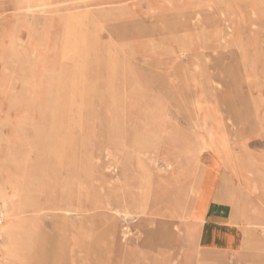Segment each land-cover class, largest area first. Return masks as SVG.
Wrapping results in <instances>:
<instances>
[{
	"label": "rangeland",
	"instance_id": "1",
	"mask_svg": "<svg viewBox=\"0 0 264 264\" xmlns=\"http://www.w3.org/2000/svg\"><path fill=\"white\" fill-rule=\"evenodd\" d=\"M243 136L263 204L264 0H0V264L264 260L263 233L204 256L187 232L210 200L236 209L195 161L226 185Z\"/></svg>",
	"mask_w": 264,
	"mask_h": 264
},
{
	"label": "crops",
	"instance_id": "2",
	"mask_svg": "<svg viewBox=\"0 0 264 264\" xmlns=\"http://www.w3.org/2000/svg\"><path fill=\"white\" fill-rule=\"evenodd\" d=\"M248 139V136H243L242 140L239 141V150L235 151L233 149V157L236 160L238 167L240 166V168L238 170V175L234 177L232 176L230 182L226 185L224 184L222 178L224 174L228 175L229 172L228 170H225L218 161H214L211 154L204 164L202 163V160L199 159V161H197L196 158L195 165H209L211 173L215 178V189L217 192H219V194L224 190H230L234 192V205L236 208L234 210V206L232 205V203H228L222 200H210L207 203L204 212L203 222L200 223L197 227L191 226V230L189 231L187 230V226L183 222L175 218L176 221L181 224V226L185 228V230H187L188 234L193 235L194 241L196 243V253L200 252L204 256L208 253H211L205 246L206 242H208L211 237H216L217 241L222 243L224 239H226L225 236L229 234L234 236L236 243H239L243 238L244 229H247L251 234L249 238L253 242L261 243L258 241L259 233L264 234V232L259 228H255L254 224H264V203L260 204L257 202H252L249 198L250 196L246 194V191L256 189L252 186L253 181L251 180V174H255V172L260 173V171L255 170V167H252L248 164V159L250 157H255L252 156V153L249 150L250 148L246 145V143H248ZM256 159L261 161V159L259 158ZM188 165L190 166L189 163ZM182 189H184V187ZM163 200H165V202H163L164 207L172 204L171 202L169 203L165 198ZM169 200L171 201L170 198ZM232 212L234 213V215L231 217ZM232 251L233 250L229 248H221L219 251L217 250L218 256H216L214 260L221 264H233L234 262L245 264V259L241 257L243 256L242 249H240L238 254ZM249 254H256L264 257V250L249 252ZM252 264H264V260H258Z\"/></svg>",
	"mask_w": 264,
	"mask_h": 264
},
{
	"label": "bare ground",
	"instance_id": "3",
	"mask_svg": "<svg viewBox=\"0 0 264 264\" xmlns=\"http://www.w3.org/2000/svg\"><path fill=\"white\" fill-rule=\"evenodd\" d=\"M208 140V139H207ZM211 147V146H210ZM209 149V148H208ZM212 153V152H211ZM108 155V154H107ZM208 166V165H207ZM207 166H205V167H207ZM203 169H204V167H203ZM128 171H129V169H128ZM199 173V172H198ZM133 174H134V172H133ZM126 175V174H125ZM205 176V175H204ZM131 177V176H130ZM198 177V176H197ZM202 177V176H201ZM207 177V176H206ZM198 180H200V178L198 179ZM130 182V181H129ZM125 183V182H124ZM131 183H133V182H131ZM202 183V182H201ZM144 182L142 181V184H140L141 185V193H139L138 195H140V198L137 200V199H135V198H132V205H134V208H133V211L132 210H130L127 206V204L128 203H126V202H124V204L120 207L121 208V212L125 215V216H128L129 214H132V213H138V212H141L142 210H141V208L139 207L140 205H142L143 203H145L146 202V199H145V195H144V192H145V189H144ZM208 184V183H207ZM134 186V185H133ZM198 187L200 186V185H197ZM203 187V186H202ZM132 188V187H131ZM207 188V187H206ZM125 189V188H124ZM139 189V188H138ZM73 190V189H72ZM83 190V189H82ZM200 190H201V188H200ZM202 191V190H201ZM204 191V190H203ZM72 192V191H71ZM124 192V191H123ZM68 193V192H67ZM74 195V194H73ZM147 195V194H146ZM64 196V195H63ZM73 197V196H72ZM68 198H69V196H68ZM122 198V197H121ZM124 198V197H123ZM36 199V198H35ZM71 199V198H70ZM69 200V199H68ZM125 200V199H124ZM73 201V200H72ZM72 201H71V203H72ZM66 202H67V200H66ZM121 203V202H120ZM123 203V202H122ZM200 203V202H199ZM66 204V203H65ZM67 207V206H66ZM69 207H71V205L69 206ZM69 207L68 208H62L61 210L64 212V213H66V214H69L70 212H71V209H69ZM73 208V207H72ZM145 210H146V208H144ZM206 209V208H205ZM74 211V210H73ZM145 212V211H144ZM133 215V214H132ZM135 218H136V216H135ZM201 223V222H200ZM254 227L255 228H259V229H261L263 232H264V224H254ZM212 240V239H211ZM210 240V241H211ZM217 242V241H216ZM209 243V242H208ZM207 244V243H206ZM198 253V252H197ZM198 256V255H197Z\"/></svg>",
	"mask_w": 264,
	"mask_h": 264
}]
</instances>
